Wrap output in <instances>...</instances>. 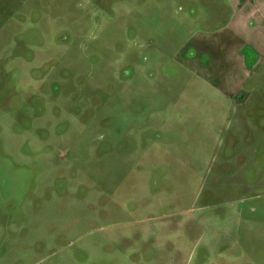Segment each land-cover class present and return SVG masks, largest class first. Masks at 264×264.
Masks as SVG:
<instances>
[{
    "label": "rangeland",
    "instance_id": "1",
    "mask_svg": "<svg viewBox=\"0 0 264 264\" xmlns=\"http://www.w3.org/2000/svg\"><path fill=\"white\" fill-rule=\"evenodd\" d=\"M227 3L0 0V264H264V115L175 56Z\"/></svg>",
    "mask_w": 264,
    "mask_h": 264
},
{
    "label": "crops",
    "instance_id": "2",
    "mask_svg": "<svg viewBox=\"0 0 264 264\" xmlns=\"http://www.w3.org/2000/svg\"><path fill=\"white\" fill-rule=\"evenodd\" d=\"M226 5L230 16L226 12L212 28L194 30L175 56L189 74L226 97L228 119L263 118L264 102L250 99L245 88L252 68L264 59V0H228Z\"/></svg>",
    "mask_w": 264,
    "mask_h": 264
}]
</instances>
